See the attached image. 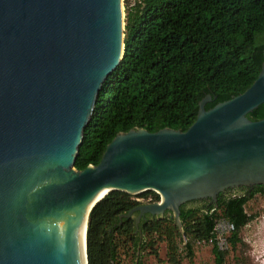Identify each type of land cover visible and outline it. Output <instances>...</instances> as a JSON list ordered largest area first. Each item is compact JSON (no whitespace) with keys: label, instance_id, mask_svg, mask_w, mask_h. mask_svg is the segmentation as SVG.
<instances>
[{"label":"water","instance_id":"95a60500","mask_svg":"<svg viewBox=\"0 0 264 264\" xmlns=\"http://www.w3.org/2000/svg\"><path fill=\"white\" fill-rule=\"evenodd\" d=\"M122 0H0V264H88L92 209L150 198L119 219L264 189V51L248 89L196 102L178 130L131 129L98 165L74 163L99 92L123 58ZM141 238V237H140ZM139 249V248H138Z\"/></svg>","mask_w":264,"mask_h":264},{"label":"trees","instance_id":"16d2710c","mask_svg":"<svg viewBox=\"0 0 264 264\" xmlns=\"http://www.w3.org/2000/svg\"><path fill=\"white\" fill-rule=\"evenodd\" d=\"M126 6L123 58L99 92L74 163L78 171L98 165L119 133L178 130L205 95L215 98L247 90L257 58L263 56L264 0H143ZM252 119H264V104L253 111ZM258 194L264 197L262 187L246 197L219 195L217 205L210 208L183 205L182 233L165 215L142 220L140 235L133 218L119 216L141 203L111 192L90 212L87 262L116 264L117 235H123L137 257L154 245V236L161 240L164 233L169 264H181L175 236L190 262L193 244L204 243L212 247L214 264H223L227 250L215 241V222L224 218L234 226L226 240L235 248L241 242L239 231L252 219L245 204Z\"/></svg>","mask_w":264,"mask_h":264},{"label":"rangeland","instance_id":"374dc122","mask_svg":"<svg viewBox=\"0 0 264 264\" xmlns=\"http://www.w3.org/2000/svg\"><path fill=\"white\" fill-rule=\"evenodd\" d=\"M127 2L122 3L124 26L125 17L128 12L126 5L129 6ZM133 200L141 204L151 203L150 198ZM198 204L192 203L190 206H197ZM244 210L252 219L238 233V238L241 242L235 248L230 247L226 240L230 235L226 234L216 241L222 251L227 250L223 264H264V197L255 195L245 204ZM154 240V245L151 248L146 247L139 252L137 258L132 249L129 248V244L123 235H117L118 250L116 264H137L136 262L138 264H169L167 260L169 240L166 234H161V240H158V236H154ZM172 240L178 249L177 255H179L181 264H214L210 244L194 243L193 259L190 262L186 257L181 239L175 236L172 237Z\"/></svg>","mask_w":264,"mask_h":264},{"label":"built area","instance_id":"2783aa9c","mask_svg":"<svg viewBox=\"0 0 264 264\" xmlns=\"http://www.w3.org/2000/svg\"><path fill=\"white\" fill-rule=\"evenodd\" d=\"M125 1H128L127 3H129V7H133L137 3L142 4L143 0H122V3H124ZM213 231L215 234V241H217L220 239V237L224 236V234L226 235L232 234L234 232V226L224 218H221L215 222Z\"/></svg>","mask_w":264,"mask_h":264},{"label":"flooded vegetation","instance_id":"af4514ba","mask_svg":"<svg viewBox=\"0 0 264 264\" xmlns=\"http://www.w3.org/2000/svg\"><path fill=\"white\" fill-rule=\"evenodd\" d=\"M257 187H260V186H257ZM256 187H253V188H250V189H239L234 193H229L225 196H241V197H246V196H249L255 189ZM259 195V194H258ZM192 203H199L197 206H190V204ZM186 208H193V207H204V208H210V206H216L215 204L211 203L210 201L208 200H203V201H199V202H191V203H188L185 205ZM149 218L145 217L143 219H141V221H146L148 220ZM140 221V222H141Z\"/></svg>","mask_w":264,"mask_h":264}]
</instances>
